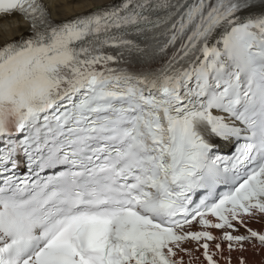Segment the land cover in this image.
Segmentation results:
<instances>
[{
  "label": "snow or ice",
  "instance_id": "obj_1",
  "mask_svg": "<svg viewBox=\"0 0 264 264\" xmlns=\"http://www.w3.org/2000/svg\"><path fill=\"white\" fill-rule=\"evenodd\" d=\"M13 17L27 30L0 35V264H264V0L64 19L0 0Z\"/></svg>",
  "mask_w": 264,
  "mask_h": 264
},
{
  "label": "bare ground",
  "instance_id": "obj_2",
  "mask_svg": "<svg viewBox=\"0 0 264 264\" xmlns=\"http://www.w3.org/2000/svg\"><path fill=\"white\" fill-rule=\"evenodd\" d=\"M119 0H87V6H82L81 4H75V5H69L65 9L57 11L56 8L51 7L52 0H46V3L50 6V11L52 12V15L56 19H64L65 17H71L72 15H77L81 12H87L91 10V7L96 4H102V3H115ZM9 19L11 20L12 26L17 29L15 32V35L19 36L23 34L27 30V24L25 22L17 23V19L15 17L13 18H0V35L4 34V31L6 28H8ZM23 25V26H21ZM9 38L12 36V31L9 29L7 32ZM253 227H259V225L253 224Z\"/></svg>",
  "mask_w": 264,
  "mask_h": 264
}]
</instances>
